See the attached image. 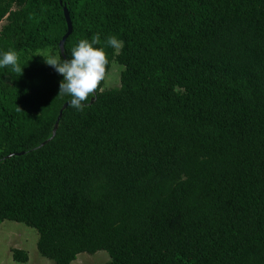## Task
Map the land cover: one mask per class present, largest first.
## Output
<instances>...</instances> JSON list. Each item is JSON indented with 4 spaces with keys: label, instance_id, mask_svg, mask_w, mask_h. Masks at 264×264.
I'll list each match as a JSON object with an SVG mask.
<instances>
[{
    "label": "trees",
    "instance_id": "trees-1",
    "mask_svg": "<svg viewBox=\"0 0 264 264\" xmlns=\"http://www.w3.org/2000/svg\"><path fill=\"white\" fill-rule=\"evenodd\" d=\"M64 7L62 59L124 42L120 86L82 112L42 54ZM3 21L21 72L0 69V223L54 264H264V0H0Z\"/></svg>",
    "mask_w": 264,
    "mask_h": 264
},
{
    "label": "clouds",
    "instance_id": "clouds-1",
    "mask_svg": "<svg viewBox=\"0 0 264 264\" xmlns=\"http://www.w3.org/2000/svg\"><path fill=\"white\" fill-rule=\"evenodd\" d=\"M107 47L119 55L124 42L117 35H110L102 42L100 36L96 35L90 40L80 39L71 49L68 59H62L61 52L59 55L53 52L47 57L43 56L44 62L62 76L59 94L70 96L69 104L77 111H84L92 104L91 100L95 102L97 99L109 63ZM19 55L13 48L0 51V69L11 67L14 72H21Z\"/></svg>",
    "mask_w": 264,
    "mask_h": 264
},
{
    "label": "rangeland",
    "instance_id": "rangeland-1",
    "mask_svg": "<svg viewBox=\"0 0 264 264\" xmlns=\"http://www.w3.org/2000/svg\"><path fill=\"white\" fill-rule=\"evenodd\" d=\"M5 21L0 23L1 26ZM55 52L56 49L43 51L45 57ZM123 67L113 62L104 80V89L117 88L120 86V74ZM37 232L14 221H4L0 223V264H54L49 259L40 255L37 250ZM20 249L28 254L26 263H19L13 260L12 250ZM109 255L105 251H98L95 254L81 253L72 264H107Z\"/></svg>",
    "mask_w": 264,
    "mask_h": 264
},
{
    "label": "water",
    "instance_id": "water-1",
    "mask_svg": "<svg viewBox=\"0 0 264 264\" xmlns=\"http://www.w3.org/2000/svg\"><path fill=\"white\" fill-rule=\"evenodd\" d=\"M64 16H65V19H66V22H67L68 31L65 34V36L62 38L60 43H59V48H60L61 54H63V52H64V48H63L64 42H65L66 38L70 35V33L72 31V23H71V19H70V16H69V12H68L66 7H64ZM67 105L68 104H65L62 109H65L67 107ZM61 116H62V110L60 111V114H59V117H58L57 122L55 124L54 130H56L58 122H59Z\"/></svg>",
    "mask_w": 264,
    "mask_h": 264
}]
</instances>
